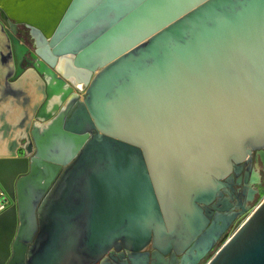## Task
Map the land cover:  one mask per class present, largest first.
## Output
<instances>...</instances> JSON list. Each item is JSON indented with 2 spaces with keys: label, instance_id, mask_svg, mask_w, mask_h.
Segmentation results:
<instances>
[{
  "label": "water",
  "instance_id": "1",
  "mask_svg": "<svg viewBox=\"0 0 264 264\" xmlns=\"http://www.w3.org/2000/svg\"><path fill=\"white\" fill-rule=\"evenodd\" d=\"M263 156L264 0H0V264H264Z\"/></svg>",
  "mask_w": 264,
  "mask_h": 264
},
{
  "label": "flooded vegetation",
  "instance_id": "2",
  "mask_svg": "<svg viewBox=\"0 0 264 264\" xmlns=\"http://www.w3.org/2000/svg\"><path fill=\"white\" fill-rule=\"evenodd\" d=\"M17 37L30 49V51H34V46H33V43H32V40L29 38V36L27 34H22V33H19L17 35ZM34 60L32 59L31 55L28 53L27 56H25L22 61H21V66L23 68H25V71L26 70H29V66L28 64L30 62H33ZM256 164H254V167L257 169V167L255 166ZM258 165L260 167V174L261 176L263 175L264 173V163L261 161V158L259 157V162H258ZM262 183L264 184V178L262 177ZM236 190H238V187L236 186L235 187ZM260 189V188H259ZM236 193H238V191H236ZM14 205V203L11 201V206L10 208ZM9 208V209H10ZM34 245V244H33ZM29 247L31 248L32 247V244H29ZM115 251V250H114ZM156 250L153 248L152 244H150L149 246H147L143 251L142 253H145V254H148L149 255V262L148 264H163L161 259L156 257V258H153L152 254L155 252ZM120 252H123V253H129L128 250H126L124 247H122V250ZM117 253V252H116ZM115 253V254H116ZM109 262H111L112 264H124L126 260H121L119 259L117 263H114L110 260H108ZM166 264H171V260H170V256H167L166 257Z\"/></svg>",
  "mask_w": 264,
  "mask_h": 264
},
{
  "label": "rangeland",
  "instance_id": "3",
  "mask_svg": "<svg viewBox=\"0 0 264 264\" xmlns=\"http://www.w3.org/2000/svg\"><path fill=\"white\" fill-rule=\"evenodd\" d=\"M82 99V97L80 98ZM257 170H260V167L258 164H256ZM262 177L264 178V173L262 175ZM264 201V184L263 186L259 189V193L257 195V198L255 200V202L252 204L251 209L249 210V212L243 216L242 218H240L239 220H237L233 227L229 230L227 238H229L244 222L245 220L251 215V213ZM221 245V244H220ZM219 245V246H220ZM219 246H217V248L215 250H213L212 254L210 256H208L201 264H207V262L209 261V259L211 258V256H213V254L217 251V249L219 248Z\"/></svg>",
  "mask_w": 264,
  "mask_h": 264
},
{
  "label": "built area",
  "instance_id": "4",
  "mask_svg": "<svg viewBox=\"0 0 264 264\" xmlns=\"http://www.w3.org/2000/svg\"><path fill=\"white\" fill-rule=\"evenodd\" d=\"M84 91L82 90L80 92V97L83 98ZM11 206V199L6 193V191L3 189V187L0 185V215L7 211Z\"/></svg>",
  "mask_w": 264,
  "mask_h": 264
},
{
  "label": "bare ground",
  "instance_id": "5",
  "mask_svg": "<svg viewBox=\"0 0 264 264\" xmlns=\"http://www.w3.org/2000/svg\"><path fill=\"white\" fill-rule=\"evenodd\" d=\"M261 161L264 162V156L262 157V160Z\"/></svg>",
  "mask_w": 264,
  "mask_h": 264
}]
</instances>
